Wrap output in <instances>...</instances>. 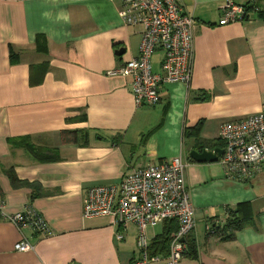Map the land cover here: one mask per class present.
Wrapping results in <instances>:
<instances>
[{
  "label": "crops",
  "instance_id": "crops-1",
  "mask_svg": "<svg viewBox=\"0 0 264 264\" xmlns=\"http://www.w3.org/2000/svg\"><path fill=\"white\" fill-rule=\"evenodd\" d=\"M258 1L261 13L220 25L224 0H179L196 21L191 82H163L157 104L136 106L130 78L107 74L138 54L143 29L123 23L119 0H0V197L9 213L30 205L51 231L19 229L0 216V264H131L139 255L136 225L84 217L86 191L178 156L187 164L196 223L175 264H264V167L236 180L219 160L189 156L202 147L191 129L213 145L203 147H222L215 145L222 122L264 112V0ZM162 54L152 56L155 73ZM63 129L77 142L62 139ZM23 137L55 158L38 160L10 142ZM241 203L252 223L233 233L209 231L215 222L222 228L227 210ZM176 226L172 219L149 226L150 243ZM23 236L33 248L15 250Z\"/></svg>",
  "mask_w": 264,
  "mask_h": 264
},
{
  "label": "built area",
  "instance_id": "built-area-1",
  "mask_svg": "<svg viewBox=\"0 0 264 264\" xmlns=\"http://www.w3.org/2000/svg\"><path fill=\"white\" fill-rule=\"evenodd\" d=\"M119 15L124 24L143 27L139 52L121 66L107 71L110 75L129 77L136 106L155 105L160 101L163 82L179 81L189 86L194 68L195 18L184 11L179 0H119ZM258 0L238 3L224 0L219 24L243 22L249 12L260 11ZM161 49L160 72L151 67L154 53ZM219 138L223 152L219 157L226 176L249 180L264 167V112L222 122ZM186 162L180 157L160 163H148L125 172L117 184H99L87 189L83 216H109L115 226L133 223L137 227L139 255L131 264H175L186 250L185 238L195 228L194 208L185 183ZM0 197V216L17 228H27L36 210L29 205L9 213ZM166 219L177 221L169 235L168 253H150L147 228ZM38 231L49 234L46 220H40ZM209 231L215 229L209 226ZM123 237L117 230L115 238ZM33 248L21 237L14 245L18 251Z\"/></svg>",
  "mask_w": 264,
  "mask_h": 264
},
{
  "label": "trees",
  "instance_id": "trees-1",
  "mask_svg": "<svg viewBox=\"0 0 264 264\" xmlns=\"http://www.w3.org/2000/svg\"><path fill=\"white\" fill-rule=\"evenodd\" d=\"M247 1H249V0H247ZM247 1L245 2L246 4H247ZM257 5H259V1H258ZM258 12L261 13L260 11H258ZM39 38H40V36H39ZM37 48L39 50H43L42 49L43 47L38 43H37ZM190 133L196 134V138L198 140L197 143H199V144L202 143L201 144L202 147L203 146L213 147V145L210 143L209 140L198 139V134H199V128L198 127L191 129ZM71 136H72L71 140L77 142L75 132H71V131H68L66 129H63L61 131V137L65 141ZM10 142L13 145H18L20 147L27 149L38 160L44 161L47 158H50V159L55 158V157H51L48 154H46L41 148L36 147V145H34L28 139V137L11 139ZM215 145L223 146V142L220 141V142L216 143ZM10 176L13 180H15V176L13 173H10ZM0 193H1V189H0ZM227 212H228L227 218L225 219V224L222 226V228H221V226L219 228H217L216 227L217 224L212 225V227L214 226L215 228H217V229H215L214 232L219 231V232L224 233L225 230H231L233 233L234 231L238 230L239 228L244 227L246 224L252 223L251 222L252 221V218H251L252 214L250 213L249 208L244 203L239 204L235 209H230V210L228 209ZM41 219L46 220L39 212L36 211L35 215L31 216V223H30L29 228L31 227L33 229V231L36 233H42V232L38 231V228H37L38 223ZM172 220H174V219H172ZM232 233L229 232V234L227 236H232ZM168 244H169V235H164V236H162V238L156 239L155 241L150 243V246H149L150 253L152 255L158 254L159 250L161 251L162 249H167ZM167 251H168V249H167Z\"/></svg>",
  "mask_w": 264,
  "mask_h": 264
},
{
  "label": "water",
  "instance_id": "water-1",
  "mask_svg": "<svg viewBox=\"0 0 264 264\" xmlns=\"http://www.w3.org/2000/svg\"><path fill=\"white\" fill-rule=\"evenodd\" d=\"M124 50L119 49L117 50V53L121 54ZM223 152L222 147H215L212 149H209L207 147H201L199 149H192L189 152V156L198 162H206V161H217L219 157L221 156Z\"/></svg>",
  "mask_w": 264,
  "mask_h": 264
},
{
  "label": "rangeland",
  "instance_id": "rangeland-1",
  "mask_svg": "<svg viewBox=\"0 0 264 264\" xmlns=\"http://www.w3.org/2000/svg\"><path fill=\"white\" fill-rule=\"evenodd\" d=\"M214 224H217V223L215 222ZM212 228L215 229L214 226Z\"/></svg>",
  "mask_w": 264,
  "mask_h": 264
}]
</instances>
